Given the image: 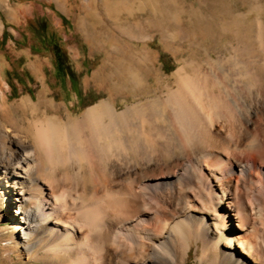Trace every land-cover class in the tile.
<instances>
[{
    "label": "bare ground",
    "instance_id": "obj_1",
    "mask_svg": "<svg viewBox=\"0 0 264 264\" xmlns=\"http://www.w3.org/2000/svg\"><path fill=\"white\" fill-rule=\"evenodd\" d=\"M249 18L226 22L223 52L122 110L109 99L80 119L35 118L22 99V132L1 107L5 248L31 264H189L191 251L195 264H264V20Z\"/></svg>",
    "mask_w": 264,
    "mask_h": 264
},
{
    "label": "rangeland",
    "instance_id": "obj_2",
    "mask_svg": "<svg viewBox=\"0 0 264 264\" xmlns=\"http://www.w3.org/2000/svg\"><path fill=\"white\" fill-rule=\"evenodd\" d=\"M240 14L264 20V0H0V108L13 110L2 125L26 131L33 116L15 111L22 99L39 104L35 118L47 111L76 120L103 100L122 110L153 97L185 62L223 52L232 41L225 24ZM143 51L149 62L135 58ZM58 63L74 78L58 73ZM129 68L141 75V89L129 83ZM8 211L0 209V264H31L5 248L15 209Z\"/></svg>",
    "mask_w": 264,
    "mask_h": 264
},
{
    "label": "trees",
    "instance_id": "obj_3",
    "mask_svg": "<svg viewBox=\"0 0 264 264\" xmlns=\"http://www.w3.org/2000/svg\"><path fill=\"white\" fill-rule=\"evenodd\" d=\"M49 38L51 39L50 40V43L53 46V50H54V52L56 54V57H58V59L61 60L62 55L64 54L63 51H62V49L57 45L56 42H53L54 41V40H52L53 35L51 37H49ZM43 39H45L44 36H43ZM57 66H58L57 67V72L58 73L64 74L66 72V75H68L70 78H74V73L67 66L64 69H63V65L62 64H59Z\"/></svg>",
    "mask_w": 264,
    "mask_h": 264
}]
</instances>
